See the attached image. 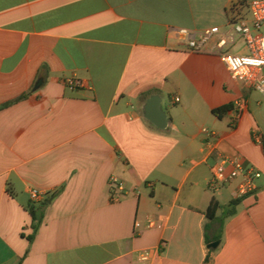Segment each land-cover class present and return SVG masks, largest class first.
Listing matches in <instances>:
<instances>
[{
  "label": "crops",
  "instance_id": "crops-1",
  "mask_svg": "<svg viewBox=\"0 0 264 264\" xmlns=\"http://www.w3.org/2000/svg\"><path fill=\"white\" fill-rule=\"evenodd\" d=\"M244 3L0 0V106L27 95L0 111V264H264V144L253 138L264 135V97L217 53L232 23L250 20ZM214 27L199 53L175 34ZM233 41L225 52L248 54ZM153 98L164 129L146 118ZM240 98L233 128L232 110L214 111ZM221 155L262 178L235 214L209 219L213 200L238 199L236 183L208 187ZM113 175L127 187L119 202ZM32 189L45 200L33 204Z\"/></svg>",
  "mask_w": 264,
  "mask_h": 264
},
{
  "label": "built area",
  "instance_id": "built-area-1",
  "mask_svg": "<svg viewBox=\"0 0 264 264\" xmlns=\"http://www.w3.org/2000/svg\"><path fill=\"white\" fill-rule=\"evenodd\" d=\"M251 11L250 20L240 19L232 23V30L228 35L222 36L217 45V53L223 58L231 76L240 81L241 84L252 91L260 93L264 97V0H250ZM176 36L185 44L191 52H204L207 42L220 34V29L214 27L201 32L190 29L175 30ZM239 36L243 39L248 54H235L225 52L224 49L229 44H234L233 38ZM64 85L70 90L84 87V82L77 78H67ZM247 100L238 99L233 106L234 117L231 127L235 128L247 110ZM202 132L213 137L215 132L203 129ZM255 143L264 144V135L255 134ZM262 178V173L255 168L245 164L240 157H218L212 167V175L208 183L211 191L218 192L223 187L236 183V195L238 199L254 194L258 189V181ZM110 189L112 200L119 202L127 192L126 183L117 175L110 179ZM30 200L33 204H40L45 200L46 194L37 189L29 191ZM151 227H162L155 222L150 223ZM151 256V251L142 253L141 259L147 261Z\"/></svg>",
  "mask_w": 264,
  "mask_h": 264
},
{
  "label": "trees",
  "instance_id": "trees-1",
  "mask_svg": "<svg viewBox=\"0 0 264 264\" xmlns=\"http://www.w3.org/2000/svg\"><path fill=\"white\" fill-rule=\"evenodd\" d=\"M27 97V95H22L21 97H19L18 99H15L13 101H10L6 104H3L0 106V111L21 101L24 100ZM233 109V105L230 106H225L222 107L220 109H217L214 111V114L216 116H218L219 118L224 117L229 111H231ZM241 199H236V200H232L226 207L222 206L219 202H217L216 200H213L208 211H207V216L209 219H215L217 212L220 209H226L228 211L227 215H233L236 212V207L240 204ZM34 216V215H33ZM219 239V238H218Z\"/></svg>",
  "mask_w": 264,
  "mask_h": 264
},
{
  "label": "water",
  "instance_id": "water-1",
  "mask_svg": "<svg viewBox=\"0 0 264 264\" xmlns=\"http://www.w3.org/2000/svg\"><path fill=\"white\" fill-rule=\"evenodd\" d=\"M42 82L40 81L35 89H38ZM146 118L154 123L157 127L164 129L166 128L168 121L166 119L165 113L160 109L158 99L153 98L151 99L146 108H145ZM220 243L216 242L209 246V248H217Z\"/></svg>",
  "mask_w": 264,
  "mask_h": 264
},
{
  "label": "rangeland",
  "instance_id": "rangeland-1",
  "mask_svg": "<svg viewBox=\"0 0 264 264\" xmlns=\"http://www.w3.org/2000/svg\"><path fill=\"white\" fill-rule=\"evenodd\" d=\"M245 3H244V13L246 14L247 18L250 19L251 18V11H250V8H249V2L250 0H244ZM264 31V30H263Z\"/></svg>",
  "mask_w": 264,
  "mask_h": 264
}]
</instances>
